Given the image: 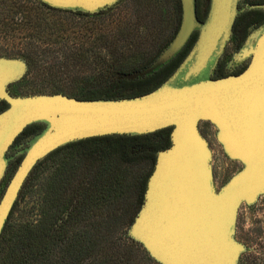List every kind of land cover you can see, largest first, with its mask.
<instances>
[{
  "label": "water",
  "instance_id": "1",
  "mask_svg": "<svg viewBox=\"0 0 264 264\" xmlns=\"http://www.w3.org/2000/svg\"><path fill=\"white\" fill-rule=\"evenodd\" d=\"M58 8L96 12L115 0H41ZM239 0H210L201 21L195 0H182L177 36L154 61L152 70L171 59L199 29L195 45L172 76L156 89L120 99H79L64 93L15 96L6 79L19 66L0 64V180L5 155L32 123L47 128L28 148L0 200V236L23 185L37 163L67 143L109 134H147L171 127V145L158 153L148 181L146 202L130 229L149 253L168 264H229L234 256L230 231L242 198L264 189V24L250 33L237 62L238 73L197 81L218 61L230 38ZM185 71L184 83L172 80ZM142 71L140 74H144ZM216 122L228 151L246 168L216 192L207 141L198 122Z\"/></svg>",
  "mask_w": 264,
  "mask_h": 264
},
{
  "label": "rangeland",
  "instance_id": "2",
  "mask_svg": "<svg viewBox=\"0 0 264 264\" xmlns=\"http://www.w3.org/2000/svg\"><path fill=\"white\" fill-rule=\"evenodd\" d=\"M200 3V15L207 12L206 19L210 0H200ZM48 6L50 8L44 7L39 12L36 10L45 31L32 38L28 36V30L18 28L16 20L11 17L13 14L0 5V64L19 66V73L5 81L9 91L20 94L15 96L55 94L52 93L55 88H61L64 94L72 90H88L99 87V81L109 76L118 77L120 72L134 77L135 69L156 56L158 59L175 39L183 9L182 0H115L96 12ZM233 32L219 57L226 63L224 71L239 66L236 59L246 45L247 38L238 43V36L234 37ZM212 65L209 64L199 77L191 81L208 78ZM172 83L177 86L187 83L185 71L177 74ZM7 107L4 105V109ZM198 128L210 151L214 189L220 192L246 165L228 151L216 122L202 119ZM39 135L21 134L6 153L7 166L0 180V200L18 164ZM148 169V163L143 162L133 171L137 174ZM53 172V163L39 170L32 186L24 190L25 196L7 220L8 228L36 219L33 210L38 203L37 186L44 178L53 176ZM130 237L147 250L139 233H132ZM230 241L234 256L229 264H264V189L239 201ZM3 252L5 247L0 250V260ZM151 257L152 260L140 258L136 264H168Z\"/></svg>",
  "mask_w": 264,
  "mask_h": 264
},
{
  "label": "trees",
  "instance_id": "3",
  "mask_svg": "<svg viewBox=\"0 0 264 264\" xmlns=\"http://www.w3.org/2000/svg\"><path fill=\"white\" fill-rule=\"evenodd\" d=\"M0 5L13 14L19 29L28 30V36L34 38L45 31L36 12L50 8L46 3L0 0ZM206 13L200 15L201 20ZM197 37L194 31L171 59L152 70L148 68L157 56L135 69L134 77L120 72L118 77L99 81V87L72 90L68 95L90 100L148 93L172 76ZM142 71L145 73L140 74ZM227 72L234 73L213 67L209 76L222 77ZM62 91L55 88L52 93ZM11 93L20 95L13 90ZM46 128L47 124L39 121L30 124L22 134L39 135ZM171 130L168 127L147 134L80 139L58 147L40 160L25 181L9 218L41 168L53 163V176L44 178L37 186L39 197L33 210L36 219L10 228L6 223L0 236V250L5 247L0 264H136L140 258L152 260L149 252L130 237V229L144 205L158 153L171 145ZM143 162L148 163L149 169L135 174L134 167Z\"/></svg>",
  "mask_w": 264,
  "mask_h": 264
},
{
  "label": "flooded vegetation",
  "instance_id": "4",
  "mask_svg": "<svg viewBox=\"0 0 264 264\" xmlns=\"http://www.w3.org/2000/svg\"><path fill=\"white\" fill-rule=\"evenodd\" d=\"M195 9L198 18L200 19V14H201L200 11L202 10L200 0H195ZM263 22H264V0H239L238 14L233 27V31H234L233 36L234 37L238 36V43H240L243 39L248 37V35L253 29L263 25L264 24ZM197 31L198 30H195L196 33ZM248 61L249 60H247L246 62H240L239 66L233 67L234 69H228V70L230 72L238 73L247 66ZM213 67L216 68L218 67L219 70L224 71L223 69L226 68V63H224L221 58H218V61L214 64ZM208 78H213V77L209 76ZM4 105L8 106V103L5 100L0 101V112L4 109Z\"/></svg>",
  "mask_w": 264,
  "mask_h": 264
}]
</instances>
